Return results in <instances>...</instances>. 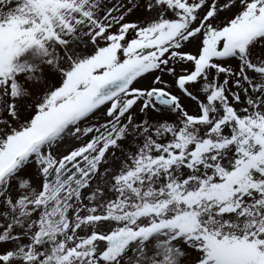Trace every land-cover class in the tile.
I'll list each match as a JSON object with an SVG mask.
<instances>
[{
    "label": "snow or ice",
    "instance_id": "1",
    "mask_svg": "<svg viewBox=\"0 0 264 264\" xmlns=\"http://www.w3.org/2000/svg\"><path fill=\"white\" fill-rule=\"evenodd\" d=\"M0 264H264V0H0Z\"/></svg>",
    "mask_w": 264,
    "mask_h": 264
}]
</instances>
